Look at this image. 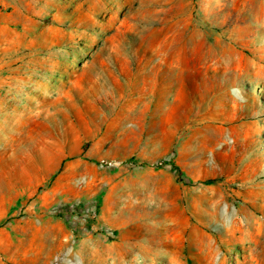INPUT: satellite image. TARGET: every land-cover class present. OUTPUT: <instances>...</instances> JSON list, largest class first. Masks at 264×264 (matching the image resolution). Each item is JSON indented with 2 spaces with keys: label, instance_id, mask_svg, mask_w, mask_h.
Wrapping results in <instances>:
<instances>
[{
  "label": "rangeland",
  "instance_id": "obj_1",
  "mask_svg": "<svg viewBox=\"0 0 264 264\" xmlns=\"http://www.w3.org/2000/svg\"><path fill=\"white\" fill-rule=\"evenodd\" d=\"M0 264H264V0H0Z\"/></svg>",
  "mask_w": 264,
  "mask_h": 264
},
{
  "label": "trees",
  "instance_id": "obj_2",
  "mask_svg": "<svg viewBox=\"0 0 264 264\" xmlns=\"http://www.w3.org/2000/svg\"><path fill=\"white\" fill-rule=\"evenodd\" d=\"M210 183V182H209Z\"/></svg>",
  "mask_w": 264,
  "mask_h": 264
}]
</instances>
